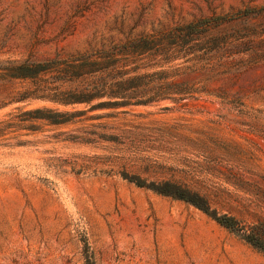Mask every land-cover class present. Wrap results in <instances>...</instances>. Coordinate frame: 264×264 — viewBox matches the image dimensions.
Instances as JSON below:
<instances>
[{"label": "rangeland", "instance_id": "obj_1", "mask_svg": "<svg viewBox=\"0 0 264 264\" xmlns=\"http://www.w3.org/2000/svg\"><path fill=\"white\" fill-rule=\"evenodd\" d=\"M137 180L264 216V0H0V264H264Z\"/></svg>", "mask_w": 264, "mask_h": 264}, {"label": "trees", "instance_id": "obj_2", "mask_svg": "<svg viewBox=\"0 0 264 264\" xmlns=\"http://www.w3.org/2000/svg\"><path fill=\"white\" fill-rule=\"evenodd\" d=\"M114 53H110L109 56H112ZM20 73L18 77H28L32 73H28V70H31L28 65L20 64ZM38 72V71H34ZM86 94H83L81 97L87 99L100 96V91H96V88L91 90L85 89ZM94 90V91H92ZM92 91V92H91ZM81 92V91H80ZM70 100V99H68ZM77 100V99H74ZM69 102V101H68ZM60 122V121H55ZM138 186H146L152 190L160 193L162 195L171 196L183 201H186L198 209L202 210L208 214L213 220H215L220 225L227 228L229 231L238 235L242 240L251 245L253 248L264 253V216L259 217L256 221L247 222L242 219L237 218L234 215L223 213H218L215 209H212L209 203L197 193L191 192L188 189L169 181H164L158 184L145 185L143 181L137 180L134 181Z\"/></svg>", "mask_w": 264, "mask_h": 264}]
</instances>
